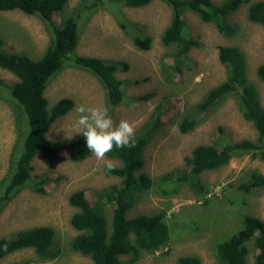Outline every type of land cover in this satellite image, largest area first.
I'll return each mask as SVG.
<instances>
[{
	"label": "rangeland",
	"instance_id": "rangeland-1",
	"mask_svg": "<svg viewBox=\"0 0 264 264\" xmlns=\"http://www.w3.org/2000/svg\"><path fill=\"white\" fill-rule=\"evenodd\" d=\"M253 1L257 0L242 2L228 16V21L237 26L230 36L222 35L213 23L202 21L185 8L184 36L195 40L197 46L180 57L176 69L168 68L174 64L175 45H164L160 39L171 17V9L164 0H152L139 7L106 2L101 7L79 11L75 52L126 61L128 69L115 73L122 81L123 99L110 105L95 75L83 68L64 66L50 78L44 95L49 105L61 97L71 98L74 104L49 124L47 136H78L76 108L81 104L107 107L114 121L126 119L135 126V131L149 120L157 106L163 109L162 124L143 150L144 164L139 171L151 177L152 185L138 195L127 216L164 212L170 240L166 247L154 252L143 250L136 260L125 264H177V258L183 255H196L199 264H216L215 244L239 230L244 215L252 214L264 221V189L245 192L238 188L250 171L264 173V160L251 151L237 153L225 165L201 172V193L180 182L160 180L168 172L183 170L185 157L197 144L212 143L216 138L232 142L256 139L255 128L242 117L233 94L220 97L205 110L195 108L208 90L226 78V68L218 58L219 45H233L243 52L247 76L264 105V81L255 74L257 66L264 62V28L247 19V8ZM80 4L82 0H68L64 9L54 14L55 21L70 15ZM0 35L3 50L26 54L32 59L41 57L52 39L47 23L40 16L20 10H0ZM134 35L150 37V47L135 46ZM0 78L1 180L12 164L14 147L19 145L21 123L15 114L19 106L9 93L17 78L1 67ZM144 95L147 97L141 98ZM188 114L187 118L195 124L181 132L178 124ZM62 151L56 158L38 153L31 161V178L37 181L39 178L35 176L47 177L40 192L24 187L0 210V237L19 229L49 225L55 231L52 246L57 255L42 258L33 248H23L2 257L0 264H93L88 256L71 247L78 231L72 227L70 218L78 208L69 203L68 197L73 191L82 190L90 204L101 203L95 191L119 183L120 178L110 174L105 163L90 153L81 161H73ZM106 159L114 166L120 165L117 159ZM102 204L110 227L111 206ZM249 248L247 264H254L253 240ZM166 250L168 253L164 254Z\"/></svg>",
	"mask_w": 264,
	"mask_h": 264
},
{
	"label": "trees",
	"instance_id": "trees-1",
	"mask_svg": "<svg viewBox=\"0 0 264 264\" xmlns=\"http://www.w3.org/2000/svg\"><path fill=\"white\" fill-rule=\"evenodd\" d=\"M68 0H0V10H20L26 14L40 16L48 25L52 39L41 57L32 59L26 54L3 50L0 35V67L14 74L17 80L9 87V93L19 106L15 112L21 123L19 145L14 147L13 161L8 173L0 180V210L11 197L24 187L40 192L46 176H35L32 180V159L38 154L46 158H56L64 150L73 161H81L88 154L82 134L70 138L47 136L51 122L66 114L74 104L69 97H61L52 105L44 95L50 78L64 66L72 65L91 72L102 84L106 100L116 105L123 99L122 81L116 77L119 70H127L129 65L123 60L103 59L95 56L76 54L79 33V11L101 7L104 3L139 7L152 0H82V4L70 15L61 17L59 22L54 14L61 12ZM171 9L169 23L163 29L160 39L164 45H175L174 64L176 69L180 57L197 42L184 36L183 10L195 12L202 21L211 22L225 36H230L237 26L228 21V16L246 0H164ZM247 19L259 23L264 28V0L253 1L247 8ZM133 44L140 49H148L151 38L134 35ZM218 58L226 68V78L208 90L203 100L195 108L205 110L220 97L235 96L237 106L245 120L251 122L257 133L256 139L238 142L216 138L212 143L197 144L184 159L185 168L168 172L161 182L175 181L201 193L203 185L199 174L225 165L230 158L240 152L251 151L264 160V105L261 103L256 86L247 76V66L243 52L233 45H219ZM169 74V72H167ZM256 77L264 81V62L255 70ZM0 78V88L2 87ZM147 97L146 95L141 98ZM163 109L157 106L149 120L135 132V146L114 149L107 157L117 159L120 165L107 171L120 178L117 184H110L96 190L98 200L92 204L82 190L70 193L68 201L78 208L70 218V223L78 233L71 240L72 249L90 258L93 264H125L139 257L143 250L154 252L166 247L170 240V229L164 220V212L139 214L129 217L127 213L138 195L152 185L151 177L139 172L144 164L143 150L162 124ZM185 116L178 124L181 132H186L195 124ZM24 125V126H23ZM219 140V141H218ZM63 152V151H62ZM238 188L247 192L264 189V173L249 172ZM102 202L111 206L110 227H107ZM55 231L49 225H36L16 230L0 237V259L11 252L23 248H33L42 258L55 257L58 251L52 246ZM253 240L254 264H264V221L252 214L243 216L242 227L227 238L215 244L216 264H247L249 242ZM168 251H164L167 254ZM123 256H128L124 259ZM177 264H199L196 255H183ZM18 264V263H16Z\"/></svg>",
	"mask_w": 264,
	"mask_h": 264
},
{
	"label": "clouds",
	"instance_id": "clouds-1",
	"mask_svg": "<svg viewBox=\"0 0 264 264\" xmlns=\"http://www.w3.org/2000/svg\"><path fill=\"white\" fill-rule=\"evenodd\" d=\"M76 132L83 135L88 152L97 161H103L108 170L114 168L106 157L114 149L135 146V126L126 119L114 121L107 107H88L83 104L76 108Z\"/></svg>",
	"mask_w": 264,
	"mask_h": 264
}]
</instances>
